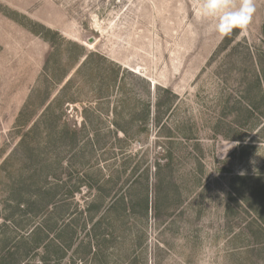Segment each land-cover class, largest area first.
<instances>
[{"label": "rangeland", "instance_id": "rangeland-1", "mask_svg": "<svg viewBox=\"0 0 264 264\" xmlns=\"http://www.w3.org/2000/svg\"><path fill=\"white\" fill-rule=\"evenodd\" d=\"M202 3L0 0V264H264V0Z\"/></svg>", "mask_w": 264, "mask_h": 264}, {"label": "clouds", "instance_id": "clouds-1", "mask_svg": "<svg viewBox=\"0 0 264 264\" xmlns=\"http://www.w3.org/2000/svg\"><path fill=\"white\" fill-rule=\"evenodd\" d=\"M254 12L253 0H239L238 4H232L230 0H203L199 9L201 19L211 21L212 30L220 38L237 29L245 30Z\"/></svg>", "mask_w": 264, "mask_h": 264}]
</instances>
